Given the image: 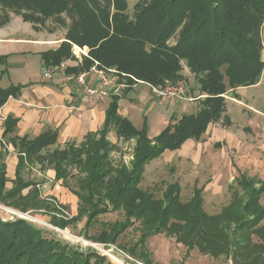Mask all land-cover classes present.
<instances>
[{
    "label": "trees",
    "instance_id": "trees-1",
    "mask_svg": "<svg viewBox=\"0 0 264 264\" xmlns=\"http://www.w3.org/2000/svg\"><path fill=\"white\" fill-rule=\"evenodd\" d=\"M13 17H21L36 32L67 31L57 50L41 54L45 70L73 61L78 64L68 67L66 73L79 77L97 63L102 69L115 70L118 84L127 88L122 95L111 96L104 128L88 134L79 146L71 144L50 152L58 132L44 133L35 140L12 137L17 120L8 118L5 148L8 143L15 147L19 163L14 188L6 191L5 156L0 153L1 202L9 201L23 212L40 207L39 190L23 178L28 166L38 164L43 170H54L56 182L77 197L78 216L72 221L86 217L87 230L101 216L123 214L122 221L106 226L108 229L93 238L96 242L116 244L138 225V244L143 250L149 239L164 234L186 248L185 259L197 249L203 256L232 264H264V179L238 171L237 186L230 187L231 203L214 216L204 209V187L196 185L187 202L182 201L178 183L168 185L160 199L141 187L146 166L166 151L180 150L189 140L200 142L212 124L223 121L231 126L226 97L233 93L238 99L237 90L257 85L264 72V0H138L132 16L125 0H0V28ZM74 46L88 49L82 62L75 58ZM6 60L0 58V63ZM183 64L205 97L196 113L181 119L173 116L154 138L146 123L138 130L119 114L122 96L136 85L153 88L186 81ZM25 88L0 86V110ZM111 131L119 143L134 142L129 163H115L113 155L122 150L109 141ZM73 180L77 190L70 187ZM66 224L64 220L56 223L57 227ZM107 262L99 253L47 238L25 221L0 219V264Z\"/></svg>",
    "mask_w": 264,
    "mask_h": 264
},
{
    "label": "crops",
    "instance_id": "crops-1",
    "mask_svg": "<svg viewBox=\"0 0 264 264\" xmlns=\"http://www.w3.org/2000/svg\"><path fill=\"white\" fill-rule=\"evenodd\" d=\"M21 20L23 21L21 17H13L9 25L0 28V58H7L5 64L0 63V86L3 89L12 85L26 86L18 98H11L0 110V153H4L5 156L6 191H11L14 188L19 163L18 151L15 147L8 143L5 148L7 140L4 135L8 118L17 120L12 137H27L30 140H35L44 133L58 132L56 144L48 150L52 149L50 151L52 152L56 149L62 150L71 144L79 146L85 141L88 134L101 131L104 128L106 113L111 103V98L100 102L94 98L85 97L84 88L74 80L63 79L62 77L55 78V76L53 79H45L43 75L45 68L41 54L50 50H57L64 38H59L55 34L36 32L30 24L24 21L22 24ZM25 24L30 26L32 32ZM18 30H25L26 34H22ZM64 64L73 67L78 63L69 61ZM88 77L86 81L89 85L97 84L93 75ZM187 79L190 82L195 81L194 76H187ZM236 94L239 95V98L232 99L234 102L227 100V115L231 120V126H225L223 121H221L222 124L220 122L212 124L200 142L189 140L180 150L166 151L159 159L146 166L141 187H143L149 171L153 170L154 167H157L155 171L158 172L160 168L164 169L169 164L174 166L188 164L190 168L193 166L200 171L199 167L203 165L207 155L214 156L215 152H225L229 148L237 149V142L242 148L243 140L248 142L247 136H245L246 131L252 132L253 139H260L262 131L254 128V122L249 119V115H264V111H262L264 107L260 105L261 100H263L261 96L264 97V72L257 85L240 88ZM156 99L150 94V86L146 84L136 85L128 94L122 96L119 103V114L130 120L138 130H142L146 123L150 138H154L168 126L173 116H179L176 118L181 119L184 115L196 113L199 110L200 101L204 97L202 98L200 95L195 99H190L193 103L187 105L176 101L159 102ZM229 105L237 106L242 115L246 113V118L250 122L248 121L244 126L237 124L232 118ZM140 117L142 118L141 124L139 123L137 126L135 121L140 122ZM238 127H242L243 140L238 138L235 140L234 133ZM108 139L113 144H122L118 142L115 131L109 133ZM216 145H219L220 148H217ZM45 171V178L50 183H55L53 188L48 190L46 196L57 201L76 204L78 202L77 197L65 189L62 182H56L55 171L52 169ZM210 171L213 173L217 171L216 162L211 164ZM198 180L199 178L194 180V187ZM176 183L181 186L182 182L179 177L176 178V182L169 185ZM203 187L206 189L208 186L203 185L201 188Z\"/></svg>",
    "mask_w": 264,
    "mask_h": 264
},
{
    "label": "rangeland",
    "instance_id": "rangeland-1",
    "mask_svg": "<svg viewBox=\"0 0 264 264\" xmlns=\"http://www.w3.org/2000/svg\"><path fill=\"white\" fill-rule=\"evenodd\" d=\"M125 1L128 5V13L132 16L138 0ZM21 22L24 24L22 20ZM25 25H27L31 31L30 26L28 24ZM18 31L22 32V34H26L25 30ZM42 32L45 34H51L47 31V29ZM66 33V30H59L55 33V35L59 38L65 39ZM262 41L264 46L263 34ZM174 43L175 39L171 41V44ZM85 51L88 52V49L86 48ZM263 55L264 50L262 52V58L264 60ZM183 67L184 70L182 75L185 77L186 81L180 82L175 86H184V94L176 95L173 98H167L166 101H176L180 104L184 103L187 105L192 104L193 101H190V99H195L200 96L201 92L196 81L190 82L187 79V76H193V74L185 64H183ZM112 75L113 76L111 77H115L114 82L118 83V77L114 74ZM68 76L69 75H66L65 73V69L61 72L55 73V78L62 77L63 79H66L65 77ZM151 91L152 89L150 87V94L156 99L157 97H155ZM121 92L122 91L119 92L120 95ZM114 94L115 89H112L110 91L109 98H111ZM201 97L203 98L204 96ZM226 98L229 102H232V99H234L233 93H229ZM261 98H263V100H261L260 105L264 107V97L261 96ZM156 100L159 102L165 101L164 99L158 98ZM229 108L232 118L237 122V124L241 126L247 124L249 120L246 118V113L242 115V113L237 109V106L234 105H229ZM263 109L262 111H264ZM176 117L178 118L179 116ZM249 119L254 122V128H258V130L262 131L260 139H253L251 136L252 132L246 131L245 136H247L248 142L243 140L242 138H244V135L241 131L242 127H238L237 131L234 133V137L235 140L238 138L239 140L244 141L241 145L242 148L239 146L240 143L236 141L237 149L229 148V150L225 152H215L214 156L207 155L206 158H204L203 165L199 167L200 171L195 169L193 166L190 168V165L188 164L178 166L169 164L164 169L160 168V171L158 172L155 171L157 167H154V169L149 171L146 176L142 188L145 190H151L155 194L156 198L160 199L162 198V194L166 187L170 183L176 182V178L179 177L182 182V201L187 202L193 196L194 180L199 178L197 182L198 188H201L203 185H205V187L206 185L208 186L203 193L204 209L206 213L211 216L220 214L222 210L231 203L232 192L230 191V187L237 186L234 179L239 177L238 171L246 174L249 178L264 179V115H249ZM139 120L140 122L135 121V125L138 126L139 123L141 124L142 118L140 117ZM220 123L222 124L221 121ZM119 147L122 150V154L113 155L115 163L117 164L121 160L129 163L131 160L134 142L121 144ZM51 150L52 149H50V151ZM214 162H216L217 171L213 173L210 171V167ZM188 168H190V170H188ZM23 177L27 182L31 183L39 190L41 198L40 207L29 208L27 211L23 212L18 208H14L9 201H0V219L4 222H17L19 220L25 221L29 225H32L40 230L47 238H56L74 247L81 248L86 252H96L107 257L108 262L106 264H232V261L227 262L226 259L215 260L210 257L203 256L197 249L193 250L187 259H185L187 254L186 248L182 244L177 243L176 239L168 237L164 234L149 239L147 242V249L143 250L138 244L140 237V233L136 229L138 225L129 229L125 234L120 236L116 244H102L96 242L93 238L99 236L103 230L108 229L106 226L113 224L116 221H122L124 219L123 214L113 213L101 216L99 217L97 223L87 230L86 217H82L78 221H72L73 218L78 216L80 204L79 200L76 204H73L66 201H57L51 199L50 196H46L49 192L48 190L53 188L55 183H50L45 178L46 171L41 169L38 164L28 166L23 172ZM70 187L77 190V182L75 180L71 181ZM27 192L28 191L26 190L24 193L26 194ZM41 202H43V204H41ZM261 202L264 204V196L262 197ZM60 220L67 222L65 227H57L56 223ZM65 232L68 235H66ZM111 251V254L108 253ZM105 253H108L109 256L105 255ZM141 253L144 256L146 255L144 259L139 257V254ZM115 259H117L118 262L115 261ZM183 261H185V263H183Z\"/></svg>",
    "mask_w": 264,
    "mask_h": 264
},
{
    "label": "built area",
    "instance_id": "built-area-1",
    "mask_svg": "<svg viewBox=\"0 0 264 264\" xmlns=\"http://www.w3.org/2000/svg\"><path fill=\"white\" fill-rule=\"evenodd\" d=\"M85 50H86V48L81 49V48L76 47V46L73 47V54L79 62H82L83 57L88 56V52ZM68 67L69 66L62 64L61 67H58V68L46 69L44 71V74H43L44 78L45 79H53L56 72H61L65 69V73H66V69ZM112 74L116 75V71L112 70V69H110V70L102 69L96 63L92 67V69L90 70L89 73L82 74L79 77L68 76L65 78L68 80H74L79 86L84 88L85 97L94 98L97 101L103 102L110 97V91L112 89H115V94H119L120 91L127 88V86L125 84H118V83L114 82L115 77H111V76H113ZM66 75H67V73H66ZM89 75H93L95 77L96 82H97L96 85H89L87 83L86 78ZM64 76H65V74H64ZM168 85H170V86H168ZM151 89H152L151 92L153 93V95L155 97H157L158 99H164V100H166L167 98H173L176 95L184 94V86H180V87L179 86H173L169 83H167L165 86L153 87ZM108 253L111 254L112 251L108 252ZM108 253H105V255L109 256ZM138 264H142V263H138Z\"/></svg>",
    "mask_w": 264,
    "mask_h": 264
},
{
    "label": "bare ground",
    "instance_id": "bare-ground-1",
    "mask_svg": "<svg viewBox=\"0 0 264 264\" xmlns=\"http://www.w3.org/2000/svg\"><path fill=\"white\" fill-rule=\"evenodd\" d=\"M66 235H68L66 232H65ZM115 261H117V259H115ZM118 262V261H117Z\"/></svg>",
    "mask_w": 264,
    "mask_h": 264
}]
</instances>
